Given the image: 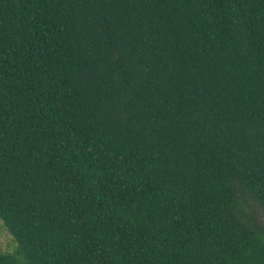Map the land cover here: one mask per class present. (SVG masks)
<instances>
[{
  "label": "trees",
  "instance_id": "16d2710c",
  "mask_svg": "<svg viewBox=\"0 0 264 264\" xmlns=\"http://www.w3.org/2000/svg\"><path fill=\"white\" fill-rule=\"evenodd\" d=\"M0 221V264H264V0H0Z\"/></svg>",
  "mask_w": 264,
  "mask_h": 264
},
{
  "label": "rangeland",
  "instance_id": "374dc122",
  "mask_svg": "<svg viewBox=\"0 0 264 264\" xmlns=\"http://www.w3.org/2000/svg\"><path fill=\"white\" fill-rule=\"evenodd\" d=\"M241 207L244 211L251 213V215L255 216L256 218L259 217L258 207L250 200L245 199V202L242 203ZM14 247V241L11 239L10 235H8V233L5 231L0 221V251L11 252Z\"/></svg>",
  "mask_w": 264,
  "mask_h": 264
}]
</instances>
